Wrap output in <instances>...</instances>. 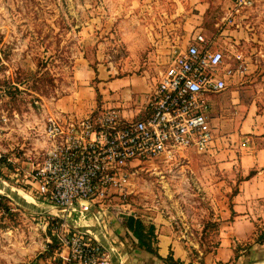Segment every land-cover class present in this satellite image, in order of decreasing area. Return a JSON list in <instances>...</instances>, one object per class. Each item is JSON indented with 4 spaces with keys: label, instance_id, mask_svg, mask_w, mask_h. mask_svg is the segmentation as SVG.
Here are the masks:
<instances>
[{
    "label": "rangeland",
    "instance_id": "1",
    "mask_svg": "<svg viewBox=\"0 0 264 264\" xmlns=\"http://www.w3.org/2000/svg\"><path fill=\"white\" fill-rule=\"evenodd\" d=\"M198 28L226 54L241 56L224 91L254 101L264 116V0L248 5L236 0H0L2 144L18 155L0 164V197H6L0 205V264H64L62 235L98 239L94 235L102 233V243L114 252L112 264H163L137 247L127 232L129 216L156 223L157 233L171 236L186 264H241L264 257V242L254 241L252 234L236 241L235 260L216 258L218 218L234 185L210 151L184 148L169 161L141 162L121 193H106L89 211L65 213L41 200L26 181L30 163L43 149L49 113L74 114L78 108L80 116L91 104L101 109L109 99L101 82L107 76L132 77L151 89L172 46H183ZM77 57L95 71L87 92L79 91L82 85L73 74ZM97 67L105 78L98 77ZM252 244L256 247L250 249Z\"/></svg>",
    "mask_w": 264,
    "mask_h": 264
},
{
    "label": "built area",
    "instance_id": "2",
    "mask_svg": "<svg viewBox=\"0 0 264 264\" xmlns=\"http://www.w3.org/2000/svg\"><path fill=\"white\" fill-rule=\"evenodd\" d=\"M252 2L236 0V5ZM240 57L226 54L214 37L198 28L183 46H172L137 117H127L117 106L81 116L49 113L42 129L43 149L30 163L26 181L41 200L65 213L89 211L106 193H121L137 164L169 161L184 148L208 151L215 139L208 94L230 85ZM5 121L0 116L1 165L18 158L2 144ZM61 240L66 248L59 253L67 264H112L97 239L62 235Z\"/></svg>",
    "mask_w": 264,
    "mask_h": 264
},
{
    "label": "crops",
    "instance_id": "3",
    "mask_svg": "<svg viewBox=\"0 0 264 264\" xmlns=\"http://www.w3.org/2000/svg\"><path fill=\"white\" fill-rule=\"evenodd\" d=\"M97 70L98 77L105 78L106 75H101L99 67ZM94 72V68L84 57L76 58L73 74L82 85L80 92L89 91L87 83ZM101 82L105 84L104 89L108 92L105 96L109 98L101 106H117L127 117H137L146 108L149 86L136 84L135 79L128 76H107ZM208 100L209 119L215 132V139L208 151L234 185V191L228 197V205L218 218L221 220L220 242L215 254L217 259L230 263L235 260L236 241L254 234L256 227L264 228V116L257 111L254 101H245L241 96L235 95L233 90L209 93ZM93 106L91 104L85 114L93 110ZM69 108L75 109L73 106ZM76 110L77 113L74 114L77 115L78 108ZM91 233L94 235L95 230ZM94 236L104 241L103 233L101 236ZM164 236L165 238H161L157 233L158 252L166 255L171 249L175 257L183 259L171 236ZM253 247H256L255 244L249 248ZM243 250L245 248L240 249ZM260 260H264V257L241 264ZM256 264H264V261Z\"/></svg>",
    "mask_w": 264,
    "mask_h": 264
},
{
    "label": "trees",
    "instance_id": "4",
    "mask_svg": "<svg viewBox=\"0 0 264 264\" xmlns=\"http://www.w3.org/2000/svg\"><path fill=\"white\" fill-rule=\"evenodd\" d=\"M5 198V195L0 197V205L5 204ZM126 225L127 232L133 237V240L136 241V245L139 249L144 250L150 253L152 256L160 259L163 264H185L183 259L174 256L171 249L166 255H161L158 252V237L154 222L151 221L149 223H145V221H143L141 218L129 216L126 221ZM254 234H256L254 241L258 243L264 242V228L260 229L256 227ZM49 246L53 248V244H49ZM64 264L67 263L64 262Z\"/></svg>",
    "mask_w": 264,
    "mask_h": 264
},
{
    "label": "water",
    "instance_id": "5",
    "mask_svg": "<svg viewBox=\"0 0 264 264\" xmlns=\"http://www.w3.org/2000/svg\"><path fill=\"white\" fill-rule=\"evenodd\" d=\"M58 208H60L59 206H57ZM61 209V208H60ZM98 240V239H97ZM99 241V240H98ZM107 250L108 252L110 253L111 257H112V254H114V252L108 248L104 243H102V241H99ZM115 256V255H114ZM117 260V259H116Z\"/></svg>",
    "mask_w": 264,
    "mask_h": 264
},
{
    "label": "bare ground",
    "instance_id": "6",
    "mask_svg": "<svg viewBox=\"0 0 264 264\" xmlns=\"http://www.w3.org/2000/svg\"><path fill=\"white\" fill-rule=\"evenodd\" d=\"M75 227H77V225L75 224Z\"/></svg>",
    "mask_w": 264,
    "mask_h": 264
}]
</instances>
